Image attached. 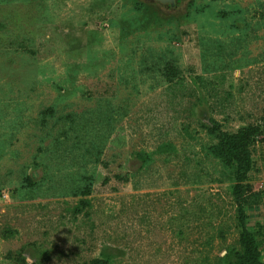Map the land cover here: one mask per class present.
Returning <instances> with one entry per match:
<instances>
[{
	"label": "rangeland",
	"instance_id": "1",
	"mask_svg": "<svg viewBox=\"0 0 264 264\" xmlns=\"http://www.w3.org/2000/svg\"><path fill=\"white\" fill-rule=\"evenodd\" d=\"M249 125L264 264V0H0V264L243 254L219 152Z\"/></svg>",
	"mask_w": 264,
	"mask_h": 264
},
{
	"label": "trees",
	"instance_id": "2",
	"mask_svg": "<svg viewBox=\"0 0 264 264\" xmlns=\"http://www.w3.org/2000/svg\"><path fill=\"white\" fill-rule=\"evenodd\" d=\"M260 131L258 125H249L240 127L233 133L225 132L220 138L219 154L221 159L227 164L231 160L235 162V184L232 188V193L237 200V220L241 227L240 241L244 247L243 254L233 250L226 252L224 255L225 264H259L254 239H252L249 230L245 226L242 195L244 192L243 181L246 179L251 163L248 145Z\"/></svg>",
	"mask_w": 264,
	"mask_h": 264
},
{
	"label": "water",
	"instance_id": "3",
	"mask_svg": "<svg viewBox=\"0 0 264 264\" xmlns=\"http://www.w3.org/2000/svg\"><path fill=\"white\" fill-rule=\"evenodd\" d=\"M154 1H157L159 3H163V4H170V5H173L174 4V0H154Z\"/></svg>",
	"mask_w": 264,
	"mask_h": 264
}]
</instances>
